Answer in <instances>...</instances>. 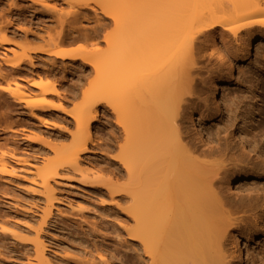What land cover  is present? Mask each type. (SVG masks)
I'll use <instances>...</instances> for the list:
<instances>
[{
	"label": "bare ground",
	"instance_id": "6f19581e",
	"mask_svg": "<svg viewBox=\"0 0 264 264\" xmlns=\"http://www.w3.org/2000/svg\"><path fill=\"white\" fill-rule=\"evenodd\" d=\"M33 1L46 8L50 6L51 10L57 7L47 0ZM64 1L69 9L89 7L94 2L111 19L113 31L104 34L106 48L95 57L82 56L80 48H58L67 41L62 35L45 41L44 51L57 57L79 55L81 63L91 67L95 83L82 92L81 101L71 110L74 129L69 141L52 146L51 156L40 164H30V180L45 195L41 223L49 218L53 206L51 182L56 181L62 168L80 171V155L93 141L91 126L98 114L96 106L105 104L114 116L118 133L114 139L120 141L107 150L117 148L112 158L125 173H114L103 180L110 192L126 195L130 221L126 244L132 251L129 264H235L229 259L227 245L233 244V249L240 252L239 236L235 233L246 237L253 234L248 222H257L258 210L264 218V200L249 191L233 198L230 184L251 177L264 178V166L249 156L255 154L264 161V146L260 148L256 143L254 128L238 126V141L249 147L243 157L242 150H234L226 142V135H216L214 144L209 134L207 142L195 141L184 132L183 123L185 118L192 117L186 111L195 102L197 83L193 66L200 60L205 43L211 44V52L215 51L219 62L226 65L225 71L216 69L201 78L214 91L211 115L222 113L221 102L227 114H264V96L261 106L253 104L250 110L239 109L241 100L235 91L217 98L219 87H227L232 77L230 58H237L230 49L234 42L243 46L245 55L252 53L255 40L264 44V0ZM4 37L0 29V38ZM216 37L228 44L227 57L215 46ZM263 50L258 52L263 61L259 65L262 69L258 66L261 72L253 71L257 82L245 78L249 84L244 93H252L254 102L259 100L256 87L262 84L264 91ZM28 55L25 50L14 52L9 66ZM30 85L36 91H32L33 96L26 94L28 97L21 93L17 83H7L3 88L13 100H23L30 107L46 104L47 96L59 91L53 80L42 75L34 77ZM235 119L229 120L230 124ZM12 163L1 162L2 172L15 175L17 167ZM100 174L97 176L101 177ZM246 212L248 219L239 215ZM0 228L12 236L19 233L14 225ZM32 245L39 264L52 263L38 232Z\"/></svg>",
	"mask_w": 264,
	"mask_h": 264
},
{
	"label": "rangeland",
	"instance_id": "374dc122",
	"mask_svg": "<svg viewBox=\"0 0 264 264\" xmlns=\"http://www.w3.org/2000/svg\"><path fill=\"white\" fill-rule=\"evenodd\" d=\"M47 1L58 8L51 10L50 6L46 8L33 0H0V29L5 36V39L0 38V163L9 161L17 167L13 176L0 168V226L7 228L14 225L19 230L17 236H12L9 231L0 228V264H39L34 258L32 245L36 232L44 242L51 264H129L132 251L126 244L130 225L126 195L120 191L110 192L105 186L107 178L113 177L114 173H125L121 164L112 158L117 148L107 150V147L120 141L114 139L118 134L114 116L105 104L96 106L98 114L91 126L93 141L80 155V171L62 168L56 181L51 182L54 186L53 206L49 218L41 223L45 195L41 187L30 180L33 169L30 164H40L44 158L51 156L52 146L69 141L74 129L71 110L81 101L82 92L90 90L95 83L91 67L82 64L79 55L57 57L44 51L47 48L45 41L62 35L67 41L58 48H80L82 56L95 57L106 48L104 34L113 31L111 19L103 15L94 2L89 7L69 9L64 0ZM74 1L79 3L84 0ZM59 8L61 11H58ZM257 43L260 42L255 40L252 53L245 55L243 46L234 42L230 49L236 52L237 58H230L232 77L227 87H219V100L224 93L234 94L235 91L239 95L240 110H250L253 104L256 107L263 102L262 84L256 87L258 101L254 102L255 98L250 97L252 93H244L249 81L257 82L253 71L258 70L263 62L258 52L264 49V44ZM209 44H204L202 56L193 66L197 73H194L197 83L195 102L186 111L192 117L184 119V132L193 140L204 142L208 141L209 134L213 136L212 144L216 143V135H226L230 147L242 150L244 157L249 147L245 142L238 141L237 127L254 128L256 143L263 148L264 114H227L221 102L222 113L211 115L214 91L210 88L211 84L204 83L201 78L216 69L225 71L226 65L219 62L221 59L217 58L215 51L211 52ZM214 44L227 57L225 48L228 44L219 37L215 38ZM23 50L29 55L9 66L8 61L12 60L14 52L21 53ZM37 75L53 80L59 90L57 94L48 95L47 103L42 106L30 107L23 100H13L3 88L7 83L12 86L17 83L23 95L33 96L32 91L36 89L30 83ZM233 117L236 118L234 124H230L229 120ZM249 156L264 166L260 157L255 154ZM100 170H103L102 175ZM230 189L233 198L244 196L249 191L258 195L260 201L264 200V178L238 180L230 184ZM240 214L247 217L249 213ZM257 214L256 223L248 222L253 234L246 237L235 233L239 236L240 252L238 248L233 249V244L227 245L229 259L235 264H239V258L240 264H264V218L261 219V210Z\"/></svg>",
	"mask_w": 264,
	"mask_h": 264
}]
</instances>
